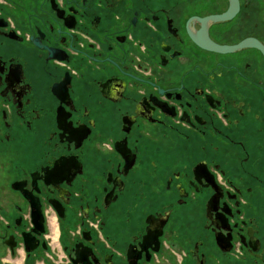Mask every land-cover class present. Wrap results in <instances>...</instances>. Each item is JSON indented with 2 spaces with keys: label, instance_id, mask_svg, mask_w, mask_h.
Returning <instances> with one entry per match:
<instances>
[{
  "label": "flooded vegetation",
  "instance_id": "flooded-vegetation-1",
  "mask_svg": "<svg viewBox=\"0 0 264 264\" xmlns=\"http://www.w3.org/2000/svg\"><path fill=\"white\" fill-rule=\"evenodd\" d=\"M0 264H264V0H0Z\"/></svg>",
  "mask_w": 264,
  "mask_h": 264
},
{
  "label": "water",
  "instance_id": "water-1",
  "mask_svg": "<svg viewBox=\"0 0 264 264\" xmlns=\"http://www.w3.org/2000/svg\"><path fill=\"white\" fill-rule=\"evenodd\" d=\"M31 219H32L35 226H39L40 229H42L41 228V226H42V215L40 214L39 211L36 213H35V211H33L31 213ZM32 230L35 231L36 230L35 227ZM22 239H23V244H24L26 251L31 252L35 249V247H36L35 240L30 235V233H23ZM7 244L10 246V248H13V246L15 245L14 243H7Z\"/></svg>",
  "mask_w": 264,
  "mask_h": 264
},
{
  "label": "crops",
  "instance_id": "crops-1",
  "mask_svg": "<svg viewBox=\"0 0 264 264\" xmlns=\"http://www.w3.org/2000/svg\"><path fill=\"white\" fill-rule=\"evenodd\" d=\"M19 255L22 257L23 256V254H22V251L21 250H19Z\"/></svg>",
  "mask_w": 264,
  "mask_h": 264
},
{
  "label": "snow or ice",
  "instance_id": "snow-or-ice-1",
  "mask_svg": "<svg viewBox=\"0 0 264 264\" xmlns=\"http://www.w3.org/2000/svg\"><path fill=\"white\" fill-rule=\"evenodd\" d=\"M59 94V93H58ZM197 178H199V177H197Z\"/></svg>",
  "mask_w": 264,
  "mask_h": 264
},
{
  "label": "rangeland",
  "instance_id": "rangeland-1",
  "mask_svg": "<svg viewBox=\"0 0 264 264\" xmlns=\"http://www.w3.org/2000/svg\"><path fill=\"white\" fill-rule=\"evenodd\" d=\"M255 151V150H254ZM256 152V151H255Z\"/></svg>",
  "mask_w": 264,
  "mask_h": 264
}]
</instances>
